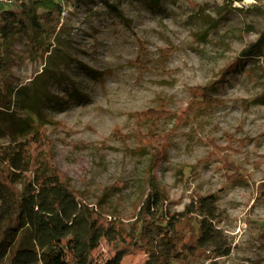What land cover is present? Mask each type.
Listing matches in <instances>:
<instances>
[{
	"label": "rangeland",
	"instance_id": "374dc122",
	"mask_svg": "<svg viewBox=\"0 0 264 264\" xmlns=\"http://www.w3.org/2000/svg\"><path fill=\"white\" fill-rule=\"evenodd\" d=\"M60 3L50 51L31 59L19 33L10 44L11 110L27 126L0 124V167L41 134L38 172L62 173L126 234L150 183L170 212L214 195L230 252L194 264H264V0ZM111 249L102 240L99 261ZM146 259L132 249L120 264Z\"/></svg>",
	"mask_w": 264,
	"mask_h": 264
},
{
	"label": "trees",
	"instance_id": "16d2710c",
	"mask_svg": "<svg viewBox=\"0 0 264 264\" xmlns=\"http://www.w3.org/2000/svg\"><path fill=\"white\" fill-rule=\"evenodd\" d=\"M60 2L19 0L0 8V124L9 133L27 126L11 110L12 90L6 83L13 36L25 37L31 59L50 51L57 40ZM261 40L242 49L238 59L256 56ZM36 93L31 99L34 105ZM42 139L36 133L1 157L0 264H120L132 249L147 254L145 264H194L212 255L229 254L230 245L217 226L220 215L214 195L195 197L180 211L170 212L164 194L150 183L126 234L120 219H109L87 203L62 173L55 169L48 175L38 172L33 158ZM154 142L160 139H149V144ZM102 240L112 249L101 262L102 256L95 251Z\"/></svg>",
	"mask_w": 264,
	"mask_h": 264
},
{
	"label": "built area",
	"instance_id": "2783aa9c",
	"mask_svg": "<svg viewBox=\"0 0 264 264\" xmlns=\"http://www.w3.org/2000/svg\"><path fill=\"white\" fill-rule=\"evenodd\" d=\"M13 0H0V5H11Z\"/></svg>",
	"mask_w": 264,
	"mask_h": 264
}]
</instances>
